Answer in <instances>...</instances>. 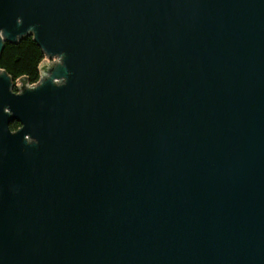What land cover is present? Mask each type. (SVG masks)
<instances>
[{
    "label": "water",
    "instance_id": "water-1",
    "mask_svg": "<svg viewBox=\"0 0 264 264\" xmlns=\"http://www.w3.org/2000/svg\"><path fill=\"white\" fill-rule=\"evenodd\" d=\"M26 36L0 264H264V0H0Z\"/></svg>",
    "mask_w": 264,
    "mask_h": 264
},
{
    "label": "trees",
    "instance_id": "trees-1",
    "mask_svg": "<svg viewBox=\"0 0 264 264\" xmlns=\"http://www.w3.org/2000/svg\"><path fill=\"white\" fill-rule=\"evenodd\" d=\"M43 60L41 48L32 36H26L16 43H4L0 54V70L5 71L14 82L22 79L30 85L39 80ZM13 91L17 92V89L14 87ZM9 128L15 131L19 124L13 122Z\"/></svg>",
    "mask_w": 264,
    "mask_h": 264
},
{
    "label": "rangeland",
    "instance_id": "rangeland-1",
    "mask_svg": "<svg viewBox=\"0 0 264 264\" xmlns=\"http://www.w3.org/2000/svg\"><path fill=\"white\" fill-rule=\"evenodd\" d=\"M14 87H15V88H17V84H16V81H15V83H14ZM14 87H13V88H14ZM17 90H18V89H17Z\"/></svg>",
    "mask_w": 264,
    "mask_h": 264
},
{
    "label": "flooded vegetation",
    "instance_id": "flooded-vegetation-1",
    "mask_svg": "<svg viewBox=\"0 0 264 264\" xmlns=\"http://www.w3.org/2000/svg\"><path fill=\"white\" fill-rule=\"evenodd\" d=\"M43 62H44V63H47V62L49 63V61H46L45 59L43 60Z\"/></svg>",
    "mask_w": 264,
    "mask_h": 264
},
{
    "label": "built area",
    "instance_id": "built-area-1",
    "mask_svg": "<svg viewBox=\"0 0 264 264\" xmlns=\"http://www.w3.org/2000/svg\"><path fill=\"white\" fill-rule=\"evenodd\" d=\"M38 82V81H37ZM37 82H35V83H33V84H36ZM30 85H32V84H30Z\"/></svg>",
    "mask_w": 264,
    "mask_h": 264
}]
</instances>
